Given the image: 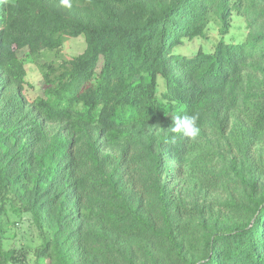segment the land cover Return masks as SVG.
<instances>
[{
	"label": "trees",
	"instance_id": "trees-1",
	"mask_svg": "<svg viewBox=\"0 0 264 264\" xmlns=\"http://www.w3.org/2000/svg\"><path fill=\"white\" fill-rule=\"evenodd\" d=\"M70 4L0 0V264L15 256L3 246L9 211L47 227L35 255L52 264H264V157L254 148L264 133V0ZM237 18L246 35L227 39ZM212 24L220 34L212 50L177 51ZM79 36V54L42 58ZM27 60L40 69L41 93ZM184 115L198 117L200 133L173 143L172 121ZM136 126L168 129L139 138ZM209 134L231 137L235 154L218 173L195 169L212 191L232 177L221 202L229 222L207 227L191 253L178 217L214 212L175 201L180 173L169 162L200 151ZM131 238L141 240L143 261Z\"/></svg>",
	"mask_w": 264,
	"mask_h": 264
},
{
	"label": "rangeland",
	"instance_id": "rangeland-1",
	"mask_svg": "<svg viewBox=\"0 0 264 264\" xmlns=\"http://www.w3.org/2000/svg\"><path fill=\"white\" fill-rule=\"evenodd\" d=\"M233 27L227 36V39L242 40L247 28L245 22L242 19H234ZM220 34L218 28L215 25H211L210 29L206 32L205 37L196 38L192 41L186 42L184 46L177 51L182 54L191 55L195 53L200 46L205 49L212 50L215 43L218 41ZM86 47L85 39L83 36L73 37L66 39L62 48L58 51L46 52L43 55V59H55L61 60L62 58H69L73 55H77ZM22 52L21 54H23ZM26 68L28 71L27 80L33 84L34 90L41 93V73L38 65L31 60H27ZM162 83V82H161ZM162 85V84H161ZM163 87L161 86V90ZM167 127H151L142 128L136 126V128L130 129L131 133H135L140 137H145L151 131L165 132ZM206 132V131H205ZM204 133V132H202ZM202 141L203 146L200 151L190 153L186 159L182 162L171 161L169 165L171 168L179 171V176L172 182L173 196L175 201L180 203L182 207L188 211H194L200 208H211L214 212L209 218L200 216L192 217L179 216V224L177 226V235L179 241L182 242L185 249L188 252L195 253L192 248L189 247V243H196L201 239V235L207 227H217L229 222L227 218V212L221 207V202L228 199L229 194L233 192V182L227 179L222 182L221 186L212 191L208 186L201 185L198 179L196 165L201 167H209L215 173H218L223 165L229 160L235 153L231 150V137H226L217 141L214 135L210 136ZM123 141H121L122 143ZM229 145V146H228ZM233 145V143H232ZM256 154L264 157V133L257 140L255 147ZM203 149V152H202ZM236 149V148H235ZM112 150V146L108 149ZM206 153L205 160H201L200 163L194 164V158L196 155ZM174 173V172H173ZM264 187V176L261 177L259 182V190ZM242 189H239L237 193H241ZM236 193V191H234ZM152 212H158L157 206L152 207ZM177 212V209L173 207V213ZM9 218L5 224V235L3 239V246L5 249H12L15 252V256L11 261V264H52L49 259L38 260L35 255V249L40 246L45 239L49 238L50 232L47 227H37L33 222L30 214L24 213L22 215H15L11 211L8 213ZM207 216V215H206ZM204 220V221H203ZM130 246L135 252L137 260L143 261L142 252L139 250V246L142 244L141 240L131 238ZM99 241L93 243L98 246ZM196 245V244H194ZM97 264H102L97 261Z\"/></svg>",
	"mask_w": 264,
	"mask_h": 264
},
{
	"label": "clouds",
	"instance_id": "clouds-1",
	"mask_svg": "<svg viewBox=\"0 0 264 264\" xmlns=\"http://www.w3.org/2000/svg\"><path fill=\"white\" fill-rule=\"evenodd\" d=\"M63 7H71L70 0H60ZM196 115L176 116L171 124V142H175L177 136L182 135L185 138L195 139L200 133V128L197 126Z\"/></svg>",
	"mask_w": 264,
	"mask_h": 264
}]
</instances>
